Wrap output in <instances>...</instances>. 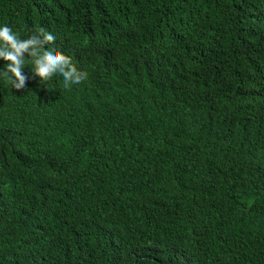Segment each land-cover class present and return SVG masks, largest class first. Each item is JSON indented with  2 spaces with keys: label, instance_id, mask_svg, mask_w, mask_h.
Returning <instances> with one entry per match:
<instances>
[{
  "label": "trees",
  "instance_id": "16d2710c",
  "mask_svg": "<svg viewBox=\"0 0 264 264\" xmlns=\"http://www.w3.org/2000/svg\"><path fill=\"white\" fill-rule=\"evenodd\" d=\"M0 23L88 73L0 80V264H264V0H0Z\"/></svg>",
  "mask_w": 264,
  "mask_h": 264
},
{
  "label": "clouds",
  "instance_id": "9594fccd",
  "mask_svg": "<svg viewBox=\"0 0 264 264\" xmlns=\"http://www.w3.org/2000/svg\"><path fill=\"white\" fill-rule=\"evenodd\" d=\"M58 33L40 27L27 36L14 30L8 23H0V80L11 88L21 89L30 78L25 65H32L34 74L48 81L56 74L63 77L65 87L87 79L88 73L78 69L59 46L49 47L58 39ZM30 58V59H29Z\"/></svg>",
  "mask_w": 264,
  "mask_h": 264
}]
</instances>
